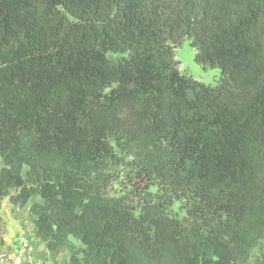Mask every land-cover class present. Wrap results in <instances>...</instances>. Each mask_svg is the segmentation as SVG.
<instances>
[{
  "label": "trees",
  "instance_id": "obj_1",
  "mask_svg": "<svg viewBox=\"0 0 264 264\" xmlns=\"http://www.w3.org/2000/svg\"><path fill=\"white\" fill-rule=\"evenodd\" d=\"M0 162L64 264H264V0H0Z\"/></svg>",
  "mask_w": 264,
  "mask_h": 264
},
{
  "label": "rangeland",
  "instance_id": "obj_2",
  "mask_svg": "<svg viewBox=\"0 0 264 264\" xmlns=\"http://www.w3.org/2000/svg\"><path fill=\"white\" fill-rule=\"evenodd\" d=\"M173 52L175 60L178 61V68L182 73L204 84L214 85L218 82L220 69L218 67L203 68L201 65L197 64L194 60V49L190 46L187 38H184L178 45L174 46ZM31 227V216L28 213V205L24 208H19L10 204L7 198L1 201L0 251L13 246V237L16 233L21 231L31 235ZM33 240H35V238ZM9 241L11 245L9 244V246H7L6 244ZM37 241L38 239H36V242ZM39 247H41V245ZM61 256L56 258L61 260Z\"/></svg>",
  "mask_w": 264,
  "mask_h": 264
},
{
  "label": "built area",
  "instance_id": "obj_3",
  "mask_svg": "<svg viewBox=\"0 0 264 264\" xmlns=\"http://www.w3.org/2000/svg\"><path fill=\"white\" fill-rule=\"evenodd\" d=\"M32 236L19 234L13 246L0 251V264H47L37 255Z\"/></svg>",
  "mask_w": 264,
  "mask_h": 264
},
{
  "label": "crops",
  "instance_id": "obj_4",
  "mask_svg": "<svg viewBox=\"0 0 264 264\" xmlns=\"http://www.w3.org/2000/svg\"><path fill=\"white\" fill-rule=\"evenodd\" d=\"M23 232H18L15 234V236L17 237L19 234H21ZM18 234V235H17ZM13 237V241L15 242V239L16 237ZM33 238V237H32ZM34 239V238H33ZM33 243L36 247V250H37V255L42 258L47 264H64L65 262V259H66V254L64 253H60V254H57V255H52V254H49L46 249H45V246H44V243L40 240H38L36 242V239L33 240ZM10 244V241L6 244L7 246H9ZM14 244V243H13ZM12 244V245H13ZM11 245V244H10ZM41 245V247H39ZM62 255V256H61ZM58 256H61V260H58L56 257Z\"/></svg>",
  "mask_w": 264,
  "mask_h": 264
}]
</instances>
